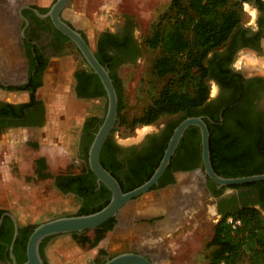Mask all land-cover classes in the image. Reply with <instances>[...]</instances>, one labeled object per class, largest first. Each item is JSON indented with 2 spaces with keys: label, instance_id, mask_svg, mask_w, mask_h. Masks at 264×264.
<instances>
[{
  "label": "trees",
  "instance_id": "1",
  "mask_svg": "<svg viewBox=\"0 0 264 264\" xmlns=\"http://www.w3.org/2000/svg\"><path fill=\"white\" fill-rule=\"evenodd\" d=\"M245 2L253 3L261 12L257 22L259 28L255 31L244 26ZM134 27V18L128 17L120 31L104 30L95 41V53L111 70L119 98L117 124L112 136L103 145L100 159L103 166L118 179L123 190L130 191L150 179L164 156L174 129L188 116H204L210 130L211 160L218 174L236 177L264 173V111L256 113L250 109L246 114L238 112L240 102L248 104L260 90H264V77L246 79L242 72L234 71L231 67L240 47L259 49L264 30V0H171L167 10L154 23L151 34L144 40L149 48L157 50L151 72L153 81L159 83L156 94L140 115L127 117L123 113L125 106L121 78L113 66L135 62L141 55L142 47L134 36ZM64 37L69 39L66 35ZM226 45L228 47L223 51ZM84 62L87 66L79 68L75 73L78 97L99 98L107 102L106 90L100 77ZM213 79L231 90L230 97L221 104L222 124L219 123L221 115L207 108L211 100L210 81ZM27 105L30 103H5L1 114L7 116L13 110L16 116L22 115L17 109ZM101 112L102 115L92 113L84 122L80 143L81 158L86 163L84 171L55 177L56 185L64 193L74 192L80 198L92 196L95 191L96 186L89 181L87 183L91 176L95 177L89 168L88 152L106 110L101 108ZM234 112L238 114L240 124L230 127L229 118ZM164 115H178V118L170 120L169 131L161 138L149 135V143L142 149L137 145L125 147L113 141L117 125L122 130L134 131L138 125L151 124ZM118 152L132 155L126 169H123ZM199 162H202L200 129L190 126L172 156L166 174L172 166L176 169H190ZM163 180L162 177L161 182ZM103 187L108 199L97 206L86 204L77 214L92 213L108 204L111 192L106 186ZM230 187H253L258 196L255 200L245 201L235 211L224 214L215 223L205 264H264V214L256 206V203H262L264 207V180ZM5 212L7 210L0 205V218ZM229 218L233 219L232 223ZM237 220L240 223L234 226ZM37 225L20 226L16 245L21 244L24 251ZM103 227L111 229L112 222L96 228L93 237L88 234L89 230L74 232L72 235L81 245H94L103 238ZM2 230L5 235L0 247V258L8 256L15 231L9 215L4 216L0 233ZM53 236L44 239L42 252L47 240ZM104 252V249L100 250V253Z\"/></svg>",
  "mask_w": 264,
  "mask_h": 264
},
{
  "label": "rangeland",
  "instance_id": "2",
  "mask_svg": "<svg viewBox=\"0 0 264 264\" xmlns=\"http://www.w3.org/2000/svg\"><path fill=\"white\" fill-rule=\"evenodd\" d=\"M49 6L53 0H37ZM171 0H71L64 10L66 17L71 19L74 27L82 30L92 47H95L96 37L104 30L116 31L121 29L128 17L134 18V36L141 44L142 52L135 62H125L118 66L116 72L121 78L125 109L127 117L140 115L150 104L156 94L159 83L153 81L152 64L157 50L149 48L144 40L151 34L154 23L167 10ZM244 26L256 28L258 10L249 3H244ZM69 57L52 60L50 64L53 78L59 76L54 88L40 91L39 96L46 97L47 117L39 127L11 128L0 134V191L10 192L14 189L21 196L38 197L40 192L44 200L56 205V209H46L36 212L35 223H41L53 217L74 215L86 204L92 205L96 200L84 203L82 198L71 194H63L51 187L49 180L55 173H79L86 168V163L80 159V144L78 137L86 118L92 113L101 114L107 102L99 98H78L73 90L75 71L86 67L80 54L71 49ZM234 65L247 75H264V38L258 50L244 48L237 52ZM211 94L217 91V85L210 81ZM7 100L26 98L25 94L18 96H0ZM101 107V108H100ZM178 118V115H164L151 124L138 125L134 131L122 130L117 125L114 136L123 146H131L140 140L138 130L148 127L145 133L155 130L165 121ZM42 187V188H40ZM153 197V193L147 194ZM11 196V195H10ZM171 196V195H170ZM169 196V197H170ZM167 196V198H169ZM226 197H232L229 205L223 204ZM146 197L139 198L132 205V210L138 209ZM148 199V197H147ZM98 201V200H97ZM211 205H215L211 224H192L179 234L167 238L166 232L159 231V237L143 230L135 239L145 241L157 240L168 251L166 258L157 264H205L208 261L210 249L208 243L213 236L214 224L221 219L222 213L235 211L240 204L236 190L227 188L225 192ZM137 208V209H135ZM200 207L186 217L189 222H201ZM216 211V212H215ZM198 214V215H197ZM201 216V217H200ZM184 217V218H185ZM203 222V221H202ZM193 226V227H192ZM161 227V226H159ZM158 227V228H159ZM192 227V228H191ZM104 236L99 243L81 245L73 236L55 238L51 244V258L55 264H61V256H70L78 264H99L103 259L101 249L120 252L126 248L118 241L114 232L103 231ZM90 236L95 233L89 231ZM130 235H133L130 232ZM166 235V236H164ZM167 238V239H166ZM132 239V238H131ZM133 239L131 240V243ZM247 264V263H244Z\"/></svg>",
  "mask_w": 264,
  "mask_h": 264
},
{
  "label": "flooded vegetation",
  "instance_id": "3",
  "mask_svg": "<svg viewBox=\"0 0 264 264\" xmlns=\"http://www.w3.org/2000/svg\"><path fill=\"white\" fill-rule=\"evenodd\" d=\"M55 1L56 0H53L49 6H46L44 4L39 3V1L37 0H22L20 2L16 0H11L10 2H8L7 5V7L9 8V15L7 12H4L3 9L0 10V67H2L0 69V96L4 97L12 95L16 97L20 94L26 95V98L16 101L7 100L2 97L0 98V134L11 128L42 126L47 117L46 107L48 102L46 100V97H40L39 93L40 91L54 88V85L59 79V76L56 75L55 78H53L50 74V64L52 60H60L65 57H69L72 54V48H75V50L78 52V54H80L81 58L83 59L82 54L78 50L75 43L70 38L66 39L64 35H62L61 31L54 25L51 17L40 15L47 14ZM69 3L62 10L61 14L67 22L73 25L71 19H69V17H66L64 13V10L69 6ZM260 15L261 12L258 10V18ZM258 28L259 27L257 23L256 28H251V30L255 31ZM121 29L113 32L120 31ZM80 31L83 33L84 36L86 35L82 30ZM263 38L259 42V48L261 47ZM227 47L228 45L224 46L222 50H226ZM244 48L257 50L249 46H242L239 50ZM231 67L234 69V71L242 72L244 78L246 79L255 76L264 77V75H247L242 70H238L235 67L234 61L232 62ZM117 68L118 66H113V70ZM74 78L75 84L73 86V90L76 96L78 97L76 89L77 79L76 77ZM211 81H213L217 85V91L215 94H211V100L207 108L210 110V112L219 113L221 115L219 123L222 124L221 121L223 120V108L221 109V104L225 102L227 98L230 97L231 90L229 88H224L214 79ZM34 95L36 96V99H34L35 101L33 100ZM5 103L19 105H22L23 103H30V105L19 106L18 109L16 108L17 111H19V113H21L22 115L16 116L15 114H13L15 113V111L10 110L11 113L7 116H4V114H1V110H4ZM240 105L241 106L239 107L238 112L241 111V113L243 114H246L250 109L252 111H255L256 113L264 111V90H260L259 93L256 94L253 99L248 102V104L245 102H240ZM169 123L170 120L165 121L164 123L159 125L155 130H152L148 133H144L140 140L137 141L135 144H132L131 146L137 145L139 149H142L143 147L148 145L150 139L149 135H154L161 138L169 131ZM228 124L230 127H234L240 124L238 114L236 112H234L230 116ZM83 134L84 132L82 131L80 140L81 142ZM110 136H112V134H110ZM113 141L116 144L122 145L118 142V140H116L115 136H113ZM117 156L118 158H120V161L123 165V169H126L128 166L127 162L130 160L132 155H128V153L125 154L122 152H118ZM201 169H204L203 161L199 162L195 167L190 169H176L174 166H172L168 174H166L165 171L162 175V177L164 178L163 182H161V177L159 182L154 185L148 192L144 193L139 197H136L132 203L126 204L123 208V211L118 217L111 218L107 221L112 222V228L106 229V227H103V230L106 232L116 233L118 235V241L126 246V248L123 249V251H125L137 250L138 244L141 242V239L135 238L136 236H138L137 234H139V232H141L143 229L149 231L152 236L159 237V239L161 237L158 233H160L159 231L164 229L167 238L169 239L170 237L175 236L183 230L187 229V227H190V225L192 224H197V226L202 223H206V225L211 224V218L212 215H214V210L216 209L215 205L211 204L214 203V201H216L225 192L227 188L232 187L220 186L209 176H207L205 180H203V176L200 172ZM186 172L189 173V176L187 177V175H185L186 178L180 185V176L183 175H181L180 173ZM88 181L91 182L93 186H96L95 191L92 193V196H85L80 198H82L84 203L89 200H96V203H94L93 206L101 205L108 199L107 192L103 187L105 185L103 183L98 182L96 175L95 177L91 176L90 179L87 180V183ZM55 186L58 192L77 196L74 192L64 193L56 185V182ZM182 186H184V188H188L193 192L200 193V210H202L200 212L202 214V218L198 221L201 222H190V220L188 222L186 220L187 215L185 218H180L179 220H175L174 222H169L170 217L167 213V208L166 210H163L159 207L161 202L167 199V196L169 197L172 194L175 195L177 199L180 198L179 200L184 199L185 197L182 198V195L180 193V189ZM233 189L236 190L237 199L240 206H242L245 201L255 200L258 196L257 191H255L253 187H241ZM172 190L176 191L173 193ZM149 193H153V197L150 198V196L147 195ZM144 196L146 197L145 199L146 202L148 201V203L142 202L141 204H139L140 206L138 207V209L135 208L137 210L133 211L132 205L136 204L135 202L139 198H143ZM231 202L232 197H226L223 200V204L225 205H229ZM256 206L259 207L264 214V207L262 206V203H256ZM80 210L77 213H79ZM226 213H222V216ZM156 223H161V227H156ZM151 225L152 229H149ZM94 230L89 231L94 232ZM130 232H132L133 235H130ZM72 234L73 233L59 234L47 240L46 245L44 247V252L41 251L45 264H52L49 258L47 257L46 251L51 247V244L54 242V239L62 237L64 238L68 235L73 236ZM3 235H5V232L2 230V232L0 233V247L4 243ZM131 238L133 239L132 243ZM163 245L154 253L157 262L168 256V251L163 247ZM151 248L146 250L145 252V254L150 258H152V254L150 251ZM117 253L119 252H112L109 249H105L102 261H105L107 257H111ZM12 254L15 256V260L12 257ZM27 259V248L26 251H24L22 245H16L15 241L13 250H11L10 245V252L8 256H3L0 258V264H25L27 262Z\"/></svg>",
  "mask_w": 264,
  "mask_h": 264
},
{
  "label": "water",
  "instance_id": "4",
  "mask_svg": "<svg viewBox=\"0 0 264 264\" xmlns=\"http://www.w3.org/2000/svg\"><path fill=\"white\" fill-rule=\"evenodd\" d=\"M10 1L11 0H0V10L3 9L4 12L8 13V15L9 8L7 7V5ZM16 1L20 2L22 0ZM70 1L71 0H56L52 4L47 14L40 15L50 16L56 28H58L64 35L69 37L75 43L78 50L81 52L83 59H85V61L87 62L88 66L94 73H96L100 77L101 82L106 90V112L103 122L95 132L94 139L90 145L88 152V164L89 168L96 175L98 182L103 183L110 190L111 199L108 204L95 212L88 214L62 215L39 223L34 228L32 234L29 237L27 244L28 259L25 264H45V261L41 254V243L46 237L74 232L81 233L85 230H94L97 227L103 225L109 219L118 217L123 211V208L126 204L132 203L136 197H139L148 192L154 185L159 182L160 178L171 163L172 156L175 154L181 142V139L190 126H197L200 129L202 161L204 166V169H201L200 172L203 176V180H205V178L209 176L220 186L227 187L234 184L264 180V173L246 176L226 177L218 174L215 171L211 160L209 126L205 121L204 116L200 115L188 116L176 126L172 136L170 137L168 146L165 149L164 156L150 179L130 191H124L118 179L112 174L111 171L103 166L100 159L103 145L110 134H112L117 124L119 102L118 93L114 84V80L111 76L110 69L98 59L94 48L85 38L83 33L62 17L61 12ZM1 68L2 67H0V69ZM180 174L187 175V177L189 176V173L187 172ZM5 215H9L15 225V231L11 244V250H13L15 241L19 234L20 224L18 218L14 214L5 212L0 218V225L3 222ZM161 223H156V227L161 226ZM149 229H152V225ZM161 246L162 243L158 242L157 240L145 241V239H143L138 244L137 250L121 251L111 257H107L102 264H157L154 253ZM150 248L152 258L148 257L145 254L146 250ZM12 257L15 260V256L13 254Z\"/></svg>",
  "mask_w": 264,
  "mask_h": 264
},
{
  "label": "crops",
  "instance_id": "5",
  "mask_svg": "<svg viewBox=\"0 0 264 264\" xmlns=\"http://www.w3.org/2000/svg\"><path fill=\"white\" fill-rule=\"evenodd\" d=\"M82 129H83V126H82ZM82 131L78 137L79 144L81 142L80 140H81ZM79 157L81 160H83L81 158L80 151H79ZM62 173H67V172L55 173L54 175H51L52 180H49L50 182H48L51 184V187H54V189H56V191H57V188L55 186V177ZM185 178H186L185 175L180 176V185L182 184ZM9 190L10 192L0 191V205L3 208H5L7 212L14 214L18 218L20 226L26 225V224H34L35 219L37 217L36 212L38 211V208H40V211L41 210L45 211L46 209H56L55 207L56 205H53L47 202L46 200H44L41 193L38 191L35 192L39 194L38 197L36 196L29 197V196L18 195L20 193L14 189H9ZM180 190H181L180 193L182 195V198L185 197L184 199L179 200L180 198L177 199L176 196L172 194L169 198L162 201L161 205L159 206L163 210H166L167 208V213L170 217L169 222H174L175 220H179L180 218L182 219L186 215L188 216L190 212L197 211L200 207L201 199L199 198V195H200L199 192H193L189 190L188 188H184V186H182ZM172 191L174 193L176 190H172ZM46 253H47V257L49 258L50 262L52 264H55L51 258L50 252L46 251ZM69 257L70 256L68 255H66V257L61 256V258H59V260L62 262L61 264H78V262H76V259L72 260Z\"/></svg>",
  "mask_w": 264,
  "mask_h": 264
},
{
  "label": "bare ground",
  "instance_id": "6",
  "mask_svg": "<svg viewBox=\"0 0 264 264\" xmlns=\"http://www.w3.org/2000/svg\"><path fill=\"white\" fill-rule=\"evenodd\" d=\"M147 129H148V127L140 128V129L138 130V134H139V136L143 135V134L147 131Z\"/></svg>",
  "mask_w": 264,
  "mask_h": 264
},
{
  "label": "built area",
  "instance_id": "7",
  "mask_svg": "<svg viewBox=\"0 0 264 264\" xmlns=\"http://www.w3.org/2000/svg\"><path fill=\"white\" fill-rule=\"evenodd\" d=\"M229 221L232 223L233 222V219L232 218H229ZM240 223V220H237L235 223H234V226H236V224H239Z\"/></svg>",
  "mask_w": 264,
  "mask_h": 264
}]
</instances>
